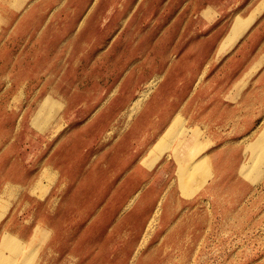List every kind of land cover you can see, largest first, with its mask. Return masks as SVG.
<instances>
[{
    "label": "rangeland",
    "instance_id": "374dc122",
    "mask_svg": "<svg viewBox=\"0 0 264 264\" xmlns=\"http://www.w3.org/2000/svg\"><path fill=\"white\" fill-rule=\"evenodd\" d=\"M0 264H264V0H0Z\"/></svg>",
    "mask_w": 264,
    "mask_h": 264
},
{
    "label": "bare ground",
    "instance_id": "6f19581e",
    "mask_svg": "<svg viewBox=\"0 0 264 264\" xmlns=\"http://www.w3.org/2000/svg\"><path fill=\"white\" fill-rule=\"evenodd\" d=\"M147 87L149 88V91H150V89H151V85H149V86H147ZM146 89H147V88H146ZM143 91H144V90H143ZM149 91H148V89H147V91L145 90L144 92H141L139 98H137L136 101H134L135 103L133 104V106H134L135 110L138 109V108L141 106L142 101H143L144 99H146V97H147ZM131 110H132V109H131ZM182 150H183L182 147H180V149L177 150V146H176V148H175V153H176V154H179V153L182 152ZM192 168H193V167H192ZM187 169H191V167H187Z\"/></svg>",
    "mask_w": 264,
    "mask_h": 264
}]
</instances>
